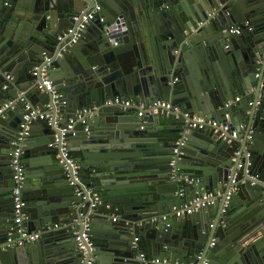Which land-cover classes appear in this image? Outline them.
Returning a JSON list of instances; mask_svg holds the SVG:
<instances>
[{
  "label": "water",
  "instance_id": "95a60500",
  "mask_svg": "<svg viewBox=\"0 0 264 264\" xmlns=\"http://www.w3.org/2000/svg\"><path fill=\"white\" fill-rule=\"evenodd\" d=\"M96 5L104 22H90L71 46L59 38ZM245 20L254 31L230 32ZM263 30L264 0H0V107L15 101L0 114L2 263L189 264L201 254L208 264H264ZM45 64L53 90L33 74ZM237 93L241 101L226 106ZM127 98L182 112L140 115ZM27 103L53 120L31 119L21 141L24 224L42 232L20 244L12 157ZM193 116L227 124L226 138ZM63 141L79 180L60 162ZM209 193L213 202L162 218ZM86 224L92 245L83 250L76 233Z\"/></svg>",
  "mask_w": 264,
  "mask_h": 264
},
{
  "label": "built area",
  "instance_id": "2783aa9c",
  "mask_svg": "<svg viewBox=\"0 0 264 264\" xmlns=\"http://www.w3.org/2000/svg\"><path fill=\"white\" fill-rule=\"evenodd\" d=\"M101 6L96 5L93 7L89 12H83L80 15L75 16V20H77V23L74 27H71L68 29V32L61 35L59 38L63 39L65 37H70V40L67 42V45L71 46L74 43H77L79 39L81 38L82 31L87 28L90 22L94 20H99L100 22L105 21V17L103 15H100ZM255 30V25L250 20H245L241 24L233 26L230 28V32L234 34H241L243 31H249L252 32ZM263 36H264V30H263ZM47 60H49L47 58ZM40 73L42 75L43 81L38 83V88L42 91L44 90H53L52 82L49 79L50 69L49 64H45L43 66H36L33 74ZM259 75V73L257 74ZM8 79H11V75H7ZM4 89L8 88V84L3 85ZM55 97H60V94H57L55 91ZM242 96L237 95L235 98L230 99L226 101L225 105L229 106L232 103H237L241 101ZM14 100H9L5 102L0 107V114L3 113L5 109L12 108L14 105ZM120 100L118 97L115 98L113 103H118ZM121 103L126 107H137L141 111H139V114L141 115L145 110L147 109H154L156 107L164 108L170 112L173 113H181L182 109L179 105L172 103L171 101L163 100V99H155L151 103L147 104L144 101H138L132 98H127L124 100H121ZM252 104V102H250ZM25 114L23 116V121L21 123V126L25 129L21 132V136L18 138L19 142L13 152L12 157V167H13V197H14V213H15V222L18 223L19 229L18 232L21 235V239H19V243H23L24 240L27 241H33L38 239L41 236V230H29V228L24 224L27 219V214L24 211V207L26 204V200L24 197V187L26 182V175H25V166L22 159V149H21V141L23 140V137L28 134L29 122L33 118H40V119H48L49 123L53 120V117L51 114L41 111L39 108L34 107L31 105V103H27L25 106ZM183 115L189 116L188 112H184ZM193 125L195 127L199 128H206V127H212L216 130L221 129L223 138H226V132L229 128V126L223 122H219L216 119L209 118L206 116H193ZM245 124H240L237 129L233 130L231 133L232 137L237 136V132L239 129H244ZM69 127H72V124H69ZM56 141H59V138L56 139ZM178 143L183 144L184 141L180 140ZM60 154L58 155L60 162H64L67 160L70 165H72L75 180H79V173H80V167L79 165L69 156V148H68V142L63 141L62 144L59 146ZM174 152H178V148H174ZM73 183V181H72ZM80 194V192H78ZM178 194L180 196L184 195V191L179 190ZM95 195V201L92 203V206H95L97 202H99L100 197L97 193H94ZM212 193L204 194L202 196H197L191 199H188L185 201L180 207H174L171 213L164 214L162 218L164 220H170L173 217H181L187 214H190L194 212L199 207H202L206 205L207 203L213 202L211 199ZM114 220H116V217H113ZM90 227L88 224H86L85 229L81 233H76V242L80 249L85 250L87 245H92V241L89 234ZM137 239V238H136ZM11 241V239H9ZM5 248V245L2 246ZM141 258H145V253H140ZM153 262L156 263H168V259H160L155 258L153 259ZM91 263V262H90ZM0 264H3L0 260ZM176 264H178V261H176ZM189 264H208V260L203 258V255L199 254L194 260L190 261Z\"/></svg>",
  "mask_w": 264,
  "mask_h": 264
},
{
  "label": "crops",
  "instance_id": "0c3cea01",
  "mask_svg": "<svg viewBox=\"0 0 264 264\" xmlns=\"http://www.w3.org/2000/svg\"><path fill=\"white\" fill-rule=\"evenodd\" d=\"M237 95H241L240 93H237V94H235L231 99H233V98H235ZM37 128L36 129H34L37 133H40L41 132V129L39 128L40 126H36ZM25 166V165H24ZM26 175V174H25ZM188 199H191L190 197H186L185 199H183L184 200V202L185 201H187ZM113 216H115V215H113ZM117 221V220H116ZM142 252H144V253H146V249L145 248H143V250H142Z\"/></svg>",
  "mask_w": 264,
  "mask_h": 264
},
{
  "label": "clouds",
  "instance_id": "9594fccd",
  "mask_svg": "<svg viewBox=\"0 0 264 264\" xmlns=\"http://www.w3.org/2000/svg\"><path fill=\"white\" fill-rule=\"evenodd\" d=\"M242 96V95H241ZM230 100V99H229ZM226 103V102H225ZM232 104H234V103H232ZM230 106V105H229ZM27 226V225H26Z\"/></svg>",
  "mask_w": 264,
  "mask_h": 264
}]
</instances>
